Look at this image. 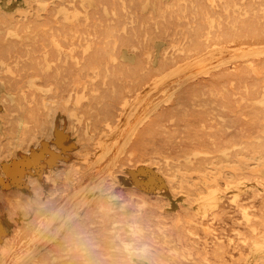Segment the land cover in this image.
<instances>
[{"label": "rangeland", "instance_id": "1", "mask_svg": "<svg viewBox=\"0 0 264 264\" xmlns=\"http://www.w3.org/2000/svg\"><path fill=\"white\" fill-rule=\"evenodd\" d=\"M263 241L264 0H0V264H264Z\"/></svg>", "mask_w": 264, "mask_h": 264}, {"label": "bare ground", "instance_id": "2", "mask_svg": "<svg viewBox=\"0 0 264 264\" xmlns=\"http://www.w3.org/2000/svg\"><path fill=\"white\" fill-rule=\"evenodd\" d=\"M25 1V0H24ZM17 9V8H16ZM83 9V8H82ZM87 9H89V8H87ZM84 11H86L85 9H84ZM70 13V12H69ZM86 16H88V15H86ZM20 18V17H19ZM221 19V18H220ZM130 20V19H129ZM104 21V20H103ZM106 21V20H105ZM104 21V22H105ZM108 21V20H107ZM218 22V21H217ZM142 23H144V22H142ZM216 24H218V23H216ZM44 27V26H43ZM160 27V26H159ZM218 27H219V24H218ZM41 28V27H40ZM160 28H162V27H160ZM213 28H214V26H213ZM219 33V32H218ZM209 34V33H208ZM208 36V35H207ZM216 36V35H215ZM52 38V37H51ZM177 38V37H176ZM208 39V38H207ZM52 40H53V38H52ZM116 40V39H115ZM172 40V39H171ZM79 42V41H78ZM90 42V41H89ZM244 42V41H243ZM222 43H224V42H222ZM242 44V43H241ZM240 44V45H241ZM60 45V44H59ZM201 45V44H200ZM217 45V44H216ZM226 45V44H225ZM239 45V46H240ZM210 46V45H209ZM256 46V45H255ZM165 47V46H164ZM211 47V46H210ZM213 47V46H212ZM238 47V46H237ZM242 47V46H241ZM115 48V47H114ZM152 48V47H151ZM209 48V47H208ZM230 49H233V47H229ZM235 48V47H234ZM254 48V47H253ZM206 49V48H205ZM205 49L203 50V52L205 51ZM245 49V48H244ZM17 50V49H16ZM259 50V49H258ZM243 51V50H242ZM218 52H220V51H218ZM226 52H228V51H226ZM226 52H225V54H226ZM224 53V52H223ZM255 53V52H254ZM259 53V52H258ZM228 54V53H227ZM226 54V55H227ZM191 55V58L190 59H192V57H194V56H192L193 54H190ZM230 55V54H229ZM243 55V54H242ZM175 56V55H174ZM174 56L172 57V58H174ZM177 56V55H176ZM175 56V57H176ZM197 56V55H196ZM217 56V55H216ZM219 56H223V55H221V54H219ZM238 56V55H237ZM149 57V56H148ZM232 57H233V55H232ZM258 57V56H257ZM209 58V57H208ZM234 58V57H233ZM152 59V58H151ZM195 59V58H194ZM230 59H232V58H230ZM180 60H182V59H180ZM184 60V59H183ZM217 60V59H216ZM219 60H220V57H219ZM229 61V60H228ZM177 62V61H176ZM188 62V61H187ZM192 62H193V60H192ZM159 63V65L158 66H160V62H158ZM166 63H168V62H166ZM219 63V62H218ZM221 63V62H220ZM228 63V62H227ZM226 63V64H227ZM230 63H232V62H230ZM247 63H249V62H247ZM207 64H209V63H207ZM229 64V63H228ZM199 65H201V64H199ZM222 65V64H221ZM235 65H237V63H235V61H234V64L232 65V67H234ZM251 65V64H250ZM165 66V65H164ZM168 66H171V65H168ZM204 66V65H203ZM229 66V65H228ZM238 66V65H237ZM224 67H226L225 65H224ZM232 67H230V68H232ZM169 68V67H168ZM220 68V67H219ZM217 70V69H216ZM48 71V70H47ZM164 71V70H163ZM165 72V71H164ZM163 72V73H164ZM189 72H192V71H189ZM211 72H213V71H211ZM212 74V73H211ZM174 75V74H173ZM178 75V74H177ZM168 76V75H167ZM195 76V75H194ZM198 76V75H197ZM174 77V76H173ZM175 82V81H174ZM181 84V83H180ZM173 85V84H172ZM168 88V87H167ZM159 92V91H158ZM171 93V92H170ZM67 102H69V101H67ZM77 105H78V103H77ZM88 125V124H87ZM246 130V129H245ZM86 131V130H85ZM86 134V133H85ZM262 144V143H261ZM261 149V148H260ZM251 159V158H250ZM256 160V159H255ZM11 165V164H10ZM6 167V166H5ZM7 171L9 172V173H11V174H15V171H16V167H14V168H12V167H8L7 168ZM14 178H15V181L17 180V177L16 176H14ZM13 179V178H12ZM14 181V182H15ZM241 182V181H240ZM247 182V181H246ZM242 183V182H241ZM240 183V184H241ZM253 183V182H252ZM243 185H244V183H243ZM242 185V186H243ZM237 186H238V184H237ZM239 186H241V185H239ZM244 189H246L245 187L244 188H242V190H244ZM241 190V189H240ZM85 204V203H84ZM102 209V208H101ZM248 219V218H247ZM246 237V236H245ZM264 242V241H263ZM255 243V242H254ZM258 243H261V242H257V244ZM256 244V245H257ZM262 245V244H261ZM264 245V244H263ZM259 246V245H258ZM257 246V247H258ZM92 251V250H91ZM94 257V256H93ZM263 257V256H262ZM134 258V257H133ZM262 259V258H261ZM260 259V260H261ZM263 262V261H262Z\"/></svg>", "mask_w": 264, "mask_h": 264}, {"label": "clouds", "instance_id": "3", "mask_svg": "<svg viewBox=\"0 0 264 264\" xmlns=\"http://www.w3.org/2000/svg\"><path fill=\"white\" fill-rule=\"evenodd\" d=\"M125 250L130 254V255H134L136 252V249L134 248V246L132 244H128L125 246Z\"/></svg>", "mask_w": 264, "mask_h": 264}]
</instances>
